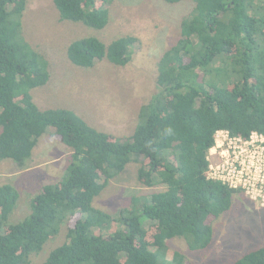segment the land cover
I'll return each instance as SVG.
<instances>
[{"label":"trees","instance_id":"16d2710c","mask_svg":"<svg viewBox=\"0 0 264 264\" xmlns=\"http://www.w3.org/2000/svg\"><path fill=\"white\" fill-rule=\"evenodd\" d=\"M28 1L0 0V163L31 158L51 128L71 159L66 174L44 185L17 223L9 218L19 190L0 184V264H30L64 223L65 242L41 264H187L167 242L181 238L193 251L206 249L213 220L241 194L207 179L216 131L264 133V0H192L180 38L158 63L156 92L142 105L133 134L123 138L98 130L71 109L37 105L32 91L49 82L50 72L22 35ZM53 2L61 21L96 30L109 22L108 0ZM139 47L133 35L109 44L84 37L69 45L67 57L84 69L105 60L124 67ZM134 159L139 181L164 189L132 196L118 215L94 207ZM234 264H264V246Z\"/></svg>","mask_w":264,"mask_h":264},{"label":"rangeland","instance_id":"374dc122","mask_svg":"<svg viewBox=\"0 0 264 264\" xmlns=\"http://www.w3.org/2000/svg\"><path fill=\"white\" fill-rule=\"evenodd\" d=\"M195 3L185 0L170 4L164 0H108L109 22L102 30L81 23L61 21L53 0H29L23 16L22 35L43 56L50 72L49 82L32 91L42 109L68 108L90 125L118 137L133 134L139 112L155 94L158 63L163 53L181 36V23ZM133 35L140 47L132 61L122 67L107 60L93 68L73 65L67 57L69 45L84 37L106 44ZM43 135L31 158L23 162L5 159L0 163V184H12L20 193L10 223L30 213V201L44 185L61 179L67 171L71 150L52 135ZM140 163L132 160L94 199V207L112 215L128 207L131 197L148 196L164 189L149 187L137 176ZM147 227V221L144 222ZM213 238L204 250L193 251L181 238L167 242L187 264H234L248 252L264 246V207L243 194L233 197L228 211L212 222ZM67 224L48 241L43 250L31 255L30 264H41L49 253L66 240ZM172 256L169 255V259Z\"/></svg>","mask_w":264,"mask_h":264},{"label":"built area","instance_id":"2783aa9c","mask_svg":"<svg viewBox=\"0 0 264 264\" xmlns=\"http://www.w3.org/2000/svg\"><path fill=\"white\" fill-rule=\"evenodd\" d=\"M207 162L208 180L240 191L264 207V133L253 131L243 137L217 130Z\"/></svg>","mask_w":264,"mask_h":264}]
</instances>
